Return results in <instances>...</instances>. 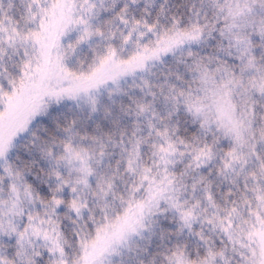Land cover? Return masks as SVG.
I'll return each instance as SVG.
<instances>
[{
  "label": "snow or ice",
  "instance_id": "6c2138e0",
  "mask_svg": "<svg viewBox=\"0 0 264 264\" xmlns=\"http://www.w3.org/2000/svg\"><path fill=\"white\" fill-rule=\"evenodd\" d=\"M0 264H264V0H0Z\"/></svg>",
  "mask_w": 264,
  "mask_h": 264
}]
</instances>
